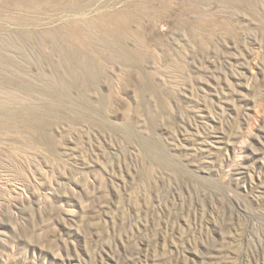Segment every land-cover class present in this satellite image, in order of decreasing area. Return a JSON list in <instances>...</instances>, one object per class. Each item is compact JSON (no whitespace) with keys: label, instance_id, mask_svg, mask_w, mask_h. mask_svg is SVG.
Wrapping results in <instances>:
<instances>
[{"label":"rangeland","instance_id":"rangeland-1","mask_svg":"<svg viewBox=\"0 0 264 264\" xmlns=\"http://www.w3.org/2000/svg\"><path fill=\"white\" fill-rule=\"evenodd\" d=\"M200 7L139 34L146 64L78 48L95 85L7 52L0 264H264V0Z\"/></svg>","mask_w":264,"mask_h":264},{"label":"bare ground","instance_id":"bare-ground-1","mask_svg":"<svg viewBox=\"0 0 264 264\" xmlns=\"http://www.w3.org/2000/svg\"><path fill=\"white\" fill-rule=\"evenodd\" d=\"M202 1L0 0V63L2 61L16 63V58L7 54L8 51L24 54L27 60L29 53L37 51L48 60L56 56L59 61L57 65L76 63L77 66L86 70L89 79H92L95 85L98 79L96 80L93 72L88 71L87 59L80 55L78 48L89 50L100 47L102 50L111 51L113 56L122 63L130 64L137 57L142 65L146 64L154 59V53L151 54L145 50L143 41L138 37L139 34L153 27L156 22H163L173 14L174 4H179L178 16L187 12L202 14L200 7ZM196 35V32H192L194 38ZM3 36L7 38H1ZM127 43H131L132 47L126 48ZM120 44L122 47H118ZM163 61L169 62L170 57L165 56ZM183 62L184 59L180 56L169 64L181 67ZM71 74L73 79L79 76L76 71H71ZM24 76H14L13 79L22 80Z\"/></svg>","mask_w":264,"mask_h":264}]
</instances>
